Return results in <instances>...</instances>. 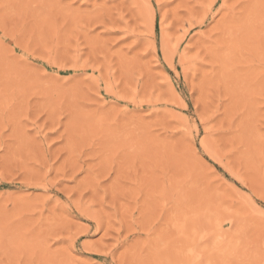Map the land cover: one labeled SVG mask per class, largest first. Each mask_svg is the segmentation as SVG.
<instances>
[{
	"label": "rangeland",
	"instance_id": "rangeland-1",
	"mask_svg": "<svg viewBox=\"0 0 264 264\" xmlns=\"http://www.w3.org/2000/svg\"><path fill=\"white\" fill-rule=\"evenodd\" d=\"M0 264H264V0H0Z\"/></svg>",
	"mask_w": 264,
	"mask_h": 264
}]
</instances>
